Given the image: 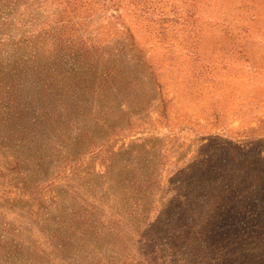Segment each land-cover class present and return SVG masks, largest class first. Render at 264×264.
<instances>
[{"label": "rangeland", "instance_id": "obj_1", "mask_svg": "<svg viewBox=\"0 0 264 264\" xmlns=\"http://www.w3.org/2000/svg\"><path fill=\"white\" fill-rule=\"evenodd\" d=\"M264 0H0V264H264Z\"/></svg>", "mask_w": 264, "mask_h": 264}, {"label": "trees", "instance_id": "obj_2", "mask_svg": "<svg viewBox=\"0 0 264 264\" xmlns=\"http://www.w3.org/2000/svg\"><path fill=\"white\" fill-rule=\"evenodd\" d=\"M247 138H249L252 142H258L264 140L263 135H256V136L251 135V137H247Z\"/></svg>", "mask_w": 264, "mask_h": 264}]
</instances>
